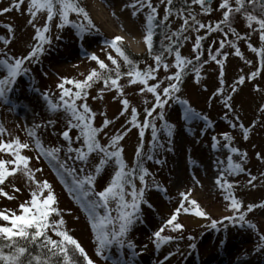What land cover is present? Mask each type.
I'll list each match as a JSON object with an SVG mask.
<instances>
[{"label":"rangeland","instance_id":"1","mask_svg":"<svg viewBox=\"0 0 264 264\" xmlns=\"http://www.w3.org/2000/svg\"><path fill=\"white\" fill-rule=\"evenodd\" d=\"M15 2L16 0H0V53H6L8 58L27 56L35 43L34 28L28 23L30 15L27 12V0L19 10L13 8ZM78 2L88 13L93 26L81 33L73 24L81 22L87 24V21H83V18L77 17L75 13H70L69 20L73 23L60 29L57 27L59 17H55L51 31L47 34L51 44L44 46V54L38 59L25 63L24 67L28 71L17 78L13 91L8 95V102L0 100V125L6 130L4 134H0V139L8 142L19 138L22 143L29 144V149L22 150L21 154L31 158L29 165L31 169L42 170L35 172V179L48 181L58 201L55 207L60 210V216H53L52 219L63 218L65 224L62 230L68 231L80 243L95 264H116L117 261H124L126 264H156L157 260H160L159 264H264V251L257 250L258 246L264 243L260 240V236L264 235V209L254 208L246 215V221L254 224L255 228H249L247 222L241 224L224 220L225 216L233 213L226 210L228 202L223 199V189L215 184L220 169L227 167V157L232 155L233 162L242 163L245 169L236 175L225 173L228 182L236 183L232 189L235 198L242 202L245 209L249 204L264 203V159H257V153L264 156V113L259 111L260 107L264 106V67H261L260 57L248 48V44L257 49L262 45L259 33L246 27V21L241 14H236L232 19L231 27L235 29L236 34L223 25V31L211 34L206 29L200 30L199 33L186 31L178 41L174 38L170 42L165 39L164 34L161 42L164 47L178 48L182 57L193 61L191 67L202 65L199 82L197 83L195 73L191 69L185 71L180 83L181 90L176 94L180 100L187 101L188 106L199 113L201 118L185 120V105L173 100L165 108L168 129L165 130V121H155L159 136L156 146L152 140L151 128L144 130L141 165L150 175L146 177L147 188L140 202L137 222L126 237L127 243H131L133 248L128 249L126 246L120 251L115 247L106 250L105 255L109 257L107 261L95 255L96 244L88 213L85 211V202L77 199L74 191H69L73 188L72 178L62 170L58 171L48 157L38 154L34 140L28 133L34 131L46 150L63 146L65 150L59 155L62 160L66 158L67 142L63 141L61 135L67 130L65 113L62 110L55 113L49 111L43 96L47 94L53 102H59L60 90L57 84L61 82V78L83 81L91 70H98V65L90 60L92 54L109 64L108 54L111 53L113 57L115 55L107 42L116 36L134 38L125 28L126 23L130 24L137 34L135 45L138 52H133L124 40L122 43L134 55L146 53L148 49L143 42V35L148 10L145 8L133 17V9L128 7L132 0H78ZM220 2L221 0H212L208 4L212 9L211 14H205L199 5H193L192 12L200 22L214 27L215 23L223 18L224 10L218 8ZM153 3L158 6V21L165 29V33L176 32L183 23L182 19L173 11L174 14L165 27L164 5H160L159 0H153ZM230 3L235 7L234 0H230ZM5 8L13 10L3 13L2 10ZM184 14L187 15V12ZM255 14L260 15L259 11ZM45 20L46 13H40L35 24L43 27ZM253 27L257 26L254 24ZM197 35L206 37L202 41L199 64L195 63L196 53L193 51ZM184 36H187V39H184ZM222 39L225 40V48L218 57L224 62L221 74V66L208 58L207 49L212 48L215 51ZM5 40L9 43L6 44ZM229 42L236 44L242 57L235 55V49ZM4 58L0 55V59ZM164 62L170 65L168 72L165 73L161 66L155 73L157 79L149 80V85L163 80L166 75L176 71L172 67L175 62L174 52L171 55L165 53ZM136 65L143 71L149 65L155 67V62L153 58H145ZM254 71L258 74L254 79H250V73ZM6 74V69L0 68V78ZM221 76L224 81V92L218 96L216 92L221 87ZM240 76L245 77L243 85L236 84ZM166 83L165 81L161 87L166 86ZM119 84L123 87V96L115 89H105L102 99L100 96L101 89H104L103 82L94 84L91 89L86 90L88 93L86 103L95 113V127H101L105 119L112 121L98 136L101 144H107L113 135L126 133L119 146L123 148V159L129 168H132L137 160L136 151L141 144V138L140 129L132 127L129 123L132 118L131 108L137 109V120L142 124L145 119L144 109L152 106L151 101L154 98L152 94L140 91L143 85L129 84L127 76H123ZM234 86L236 91L232 92ZM257 86L259 91L255 90ZM65 87L73 88L72 85ZM228 96L232 97L229 101L231 108H225L222 103ZM125 98L130 102L129 110L121 115L120 101ZM145 100L150 103L146 105ZM77 103L80 104L81 101ZM203 117H207V120ZM50 120L53 121L52 124L48 123ZM232 124L236 127L233 128ZM241 124L249 130L247 140L243 138V131L239 127ZM37 125L40 127H36ZM168 130L172 133L170 137L167 134ZM225 132L233 138L232 147L247 153L246 159L230 153L224 147L227 143L223 139ZM70 135L74 138L77 130L73 129ZM213 137L219 141L215 148ZM159 144L164 146L159 147ZM79 146L73 144V147ZM149 155L152 156L150 160L147 159ZM10 158L9 154L0 153V159ZM90 159L91 163L87 166L89 170L93 164L98 163L99 157L93 154ZM218 161H223V164H219ZM67 163L77 169L85 167L74 160H68ZM113 172L114 166L110 162L105 170L95 175V191L104 189L110 182ZM250 175L257 176V180L252 184L248 183ZM62 180L67 181V186ZM135 183L137 189L143 187L138 178ZM13 185L20 191L13 192ZM0 187H4L5 191L15 196L11 201L0 196V211L10 210L20 214L19 205L30 199L29 182L22 174H17ZM180 193H190L189 200L197 201L201 209L212 219L223 220V223L213 229L208 226L210 223L208 220L181 211L177 222L184 226L183 231L174 232L171 226H168L162 235L170 236L172 239L157 249L154 233L165 225L179 206L182 199ZM126 199L130 201L131 197L128 196ZM187 206L191 209L190 205ZM111 207L114 208L115 204L113 203ZM112 215L115 216L116 213L113 212ZM48 235L53 239L57 238L51 230L48 231ZM69 254H72L71 249ZM80 261L83 264L82 258Z\"/></svg>","mask_w":264,"mask_h":264},{"label":"snow or ice","instance_id":"2","mask_svg":"<svg viewBox=\"0 0 264 264\" xmlns=\"http://www.w3.org/2000/svg\"><path fill=\"white\" fill-rule=\"evenodd\" d=\"M24 3L25 0H16L13 8L19 10ZM234 3L235 7L232 6L230 0H221L218 8L224 10L222 14L223 18L217 21L213 27L211 24L206 25L200 22L192 12V6L199 5L205 14H211L212 9L208 5L207 0H190V2L189 0H184V5L175 10V15L182 19L183 23L176 32H172L171 34L165 33V39L171 42L175 38L178 41L179 37L183 36L189 30L199 33L200 30L206 29L209 34L221 32L223 31L222 25L228 27L233 34H236L235 29L231 27V23L236 14H241L246 21V27L259 33V40L262 47L257 49L251 44H248V48L260 57L261 67H264V0H234ZM159 4L164 5L163 22L165 23V27H167L169 18L174 14V0H159ZM257 4H259V9H257ZM128 7L133 9V17L145 8L148 10L145 15L146 23L144 26L143 42L147 46L149 55L155 62V67L149 65L145 70H139L136 63L129 58L121 47L123 37H114L111 41L107 42V45L123 59L125 66L128 68L126 73L121 72V65L111 53L108 54L107 59L115 66L113 69H110L97 55L92 54L90 60L94 61L101 71H97L96 69L91 70L83 81L61 78V82L57 84V88L60 90L59 102H53L47 94L43 96L49 111L55 113L62 110L65 113L67 130H64L61 135L63 141L67 142L66 158L62 160L59 155L62 150H65L63 146L46 150L34 131H29L28 133L34 140L38 154L48 157L50 163L58 171L62 170L63 173L72 178L71 183L73 188H70L69 191H74L77 194V199L85 202V211L88 213L91 231L94 234V242L96 244L95 255L106 261L109 259L105 255L106 250H111L115 247L117 251H120L126 246L128 249L133 248L131 243H127L126 237L129 230L137 222L140 202L143 200L144 192L147 188L146 177L150 175L148 170L141 165V158L143 156L142 141L145 135L144 130L151 128L152 140L154 146H156L159 136L155 121H165L166 105L173 100L185 105V120L201 118L199 113H196L188 106L187 101L180 100L176 95L181 90L180 83L185 70L193 64V61L182 57L181 52L174 46L163 47L159 54L153 53L155 28L160 27V22L158 21V6L154 5L153 0H132V3ZM13 8H5L2 11L6 13L13 10ZM249 8L251 11H249ZM257 11L260 13L259 16L255 14ZM27 12L30 15L28 23L34 28L33 39L35 41L28 55L21 58H8L6 53H0V55L5 57L4 59H0V68L6 69L7 71V74L0 78V100H3L5 103L8 102V95L13 91V86L17 78L28 71L24 67L25 63L38 59L39 56L44 54V46L51 44V39L47 34L51 31V24L55 17H59L57 27L60 29L64 28L67 24L73 23L69 20L70 13H75L77 17H82L83 21H87V24L83 22L73 24L81 33L93 26L88 13L79 5L78 0H27ZM185 12H187V15L184 14ZM40 13H46V20L43 27L35 24ZM254 24L257 27L254 28ZM226 37L227 33H225V39ZM238 38L243 37L238 36ZM184 39H187V36H184ZM205 39L206 37L197 35L194 42L193 51L196 53L195 59L198 62L201 56L202 41ZM4 42L6 44L9 43L7 40ZM229 43L235 49V55L242 57V53L236 44L234 42ZM224 48L225 40L222 39L219 42L218 49L215 51L212 48L207 49L208 58L221 66V74L224 62L219 60L218 57L222 54L221 50ZM173 52L175 62L172 67L176 71L171 75H166L163 80L149 85V80L157 79L155 73L159 71L161 66L165 73L168 72L170 65L164 62L165 53L171 55ZM204 63H207V61H204ZM201 67L192 68L197 83L199 82ZM112 73H114V76ZM257 74L254 71L250 73L249 78L254 79ZM123 76L129 78V84L131 85H143L144 87L140 91L142 93H150L154 98L151 101L152 106L144 109L145 119L142 124L137 120V109L135 107L131 108L132 118L129 123L132 127L140 129L139 136L141 138V144L136 151L137 161L132 168H129L123 159V148L119 146V142L124 138L126 133L123 135H113L109 138L107 144H101L98 136L112 121L105 119L101 127H95V113L92 112L86 103L88 97L86 90L91 89L94 83L101 80H103L104 84V89H101V99L103 98L102 93L105 89H115L123 96V87L119 84ZM165 81L167 82L166 86L161 87V85L165 84ZM244 83V76H240L236 81L237 85H243ZM223 84L224 81L221 76V87L217 89L216 95H223ZM65 85H72L75 91H73V88L65 87ZM255 90L259 91V87L257 86ZM231 91L235 92L236 87L234 86ZM231 99L232 97L228 96L222 101L225 108H231V104L229 103ZM77 101H81V103L78 104ZM120 103L122 104L121 115H123L129 110L130 102L125 98L121 99ZM144 103L147 105L150 102L145 100ZM158 109L159 111H157ZM259 111L264 113V106H261ZM203 119L207 120V117H203ZM48 123L52 124L53 121L50 120ZM36 127L40 126L37 125ZM164 127L165 130L168 129L166 121ZM232 127L235 128L236 125L232 124ZM239 127L243 131V138L247 140L249 130L243 124ZM73 129L77 130V135L74 138L70 135ZM5 132V128L0 125V134H4ZM167 134L169 137L172 135L170 130L167 131ZM212 139L214 142L213 147L215 148L219 144V141L216 137ZM223 139L227 142L224 147L230 153L242 159L247 158L246 152H240L237 148L231 146L233 138L228 133H223ZM74 143L80 146L73 147ZM158 146L163 147L164 145L159 144ZM29 147L28 143H22L19 138L8 142L0 139V153H7L11 156L7 160L0 159V186H4L10 177L14 178L17 174H22L29 182L30 194V199L19 205L20 214H16L15 211L10 210L0 211V221L4 222L0 223V264H81L80 258H82L83 264H95L94 260L89 257L80 243L68 231L62 230L65 224L63 218L58 220L52 219L53 216H60V210L55 207L58 201L48 181H38L35 179V172L42 170L31 169L29 166L31 158L21 154L22 150L29 149ZM93 154L97 155L99 160L89 170L87 166L91 163L90 158ZM38 158L39 155L37 156ZM147 159H152V156H147ZM257 159H264V156L257 153ZM68 160L78 161L82 165H85V167L77 169L69 165L67 163ZM110 162L114 166V172L111 175L110 182L103 190L97 192L95 191V175L105 170ZM218 163L223 164V161H218ZM244 170L242 163H234L233 156L229 155L227 157V167L221 168L218 177L215 179V184L220 186L226 193L223 197L225 201L229 202L226 205V210L233 213V215L225 216L223 219L240 222L241 224L247 222L246 215L252 212L254 208L264 209V203L249 204L245 209L242 202L235 198L232 191L234 185L227 181L225 173L228 175H236ZM137 178L143 186L140 189L136 187L135 180ZM256 180L257 176L250 175L248 183L252 184ZM62 183H65L67 186L66 180H62ZM12 188L13 192L20 191L14 185ZM189 195L190 193H180L182 199L179 202V206L165 222V225L155 231L154 240L157 249L172 239L170 236L162 235L168 226H171V230L174 232L183 231L184 226L177 222L181 211L185 214H191L195 217L208 220L210 222L208 226L213 229L218 224L223 223V220L212 219L201 209L197 201L189 200ZM0 196L7 198L9 201L15 199V196L5 191L4 187H0ZM128 196L131 197L130 201L126 199ZM113 203L115 204L114 208L111 207ZM187 205H190L194 211H191ZM113 212L116 213L115 216L112 215ZM247 223L249 228H255V225L251 222ZM49 230L59 239H53L52 236L48 235ZM189 239L193 238L189 237ZM260 240L264 242V235L260 236ZM192 247L195 246L192 245ZM70 249L71 255L69 254ZM257 250L264 251V243L258 246ZM116 264H126V262L117 261Z\"/></svg>","mask_w":264,"mask_h":264},{"label":"trees","instance_id":"3","mask_svg":"<svg viewBox=\"0 0 264 264\" xmlns=\"http://www.w3.org/2000/svg\"><path fill=\"white\" fill-rule=\"evenodd\" d=\"M184 5V0H174V5H173V11H175L177 8H180ZM165 34V29L160 25V27L158 28H155V35H154V38H153V53L154 54H159L161 51H162V48L164 47L162 45V38ZM121 47L122 49L125 51V53L129 56L130 59H132L136 64L139 63L142 59H145V58H152L150 55H149V52L148 50L146 51V53L142 54V55H134L132 54L129 49L127 48L126 45H124L123 43L121 44ZM175 47V46H174ZM113 53L115 55L114 58L117 59L118 63L121 65V72L122 73H126L128 71V68L125 66L124 64V61L121 57H119L115 51L113 50ZM196 64H199V62H195ZM108 67L110 69H113L115 66L111 64V61L109 64H107ZM196 67V66H195ZM193 67H191V65L189 66L188 69H186L185 71H190V69L192 70ZM97 71H101L98 67V70ZM112 75L114 76V73H112ZM183 78H184V75H183ZM100 82H103V80L99 81V82H96V83H100ZM94 83V84H96ZM93 84V85H94ZM137 161V160H136ZM136 163V162H135ZM135 165V164H134ZM236 183H233V185H235ZM223 194L225 195V191L223 190ZM228 202V201H226ZM229 203V202H228ZM55 239H59L58 237L55 238Z\"/></svg>","mask_w":264,"mask_h":264},{"label":"bare ground","instance_id":"4","mask_svg":"<svg viewBox=\"0 0 264 264\" xmlns=\"http://www.w3.org/2000/svg\"><path fill=\"white\" fill-rule=\"evenodd\" d=\"M125 28L127 29V31L128 32H130L131 34H132V36L134 37V38H132V39H129V38H127V37H125L124 35H123V40L125 41V43H127L128 44V46L132 49V51L133 52H135V53H137L138 52V48H137V45H135V43H136V41H137V34H136V32L134 31V29L132 28V26L130 25V24H125ZM159 261L160 260H157L156 261V264L158 263L159 264Z\"/></svg>","mask_w":264,"mask_h":264},{"label":"water","instance_id":"5","mask_svg":"<svg viewBox=\"0 0 264 264\" xmlns=\"http://www.w3.org/2000/svg\"><path fill=\"white\" fill-rule=\"evenodd\" d=\"M208 4L212 2V0H207Z\"/></svg>","mask_w":264,"mask_h":264}]
</instances>
